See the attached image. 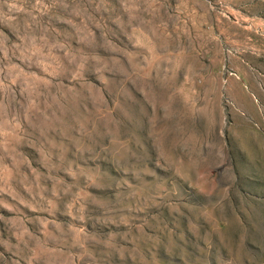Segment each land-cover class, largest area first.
I'll return each instance as SVG.
<instances>
[{"label":"rangeland","instance_id":"1","mask_svg":"<svg viewBox=\"0 0 264 264\" xmlns=\"http://www.w3.org/2000/svg\"><path fill=\"white\" fill-rule=\"evenodd\" d=\"M0 264H264V0H0Z\"/></svg>","mask_w":264,"mask_h":264}]
</instances>
